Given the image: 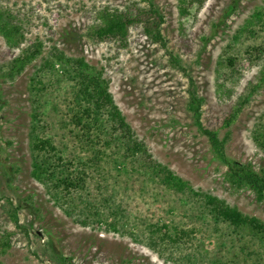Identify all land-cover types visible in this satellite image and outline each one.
<instances>
[{
    "label": "rangeland",
    "instance_id": "1",
    "mask_svg": "<svg viewBox=\"0 0 264 264\" xmlns=\"http://www.w3.org/2000/svg\"><path fill=\"white\" fill-rule=\"evenodd\" d=\"M151 1L164 16L161 30L165 46L150 40L141 26L130 28L125 43L99 42L91 36L104 8L135 11L147 5V0H0V9L20 13L25 23V38L17 48H10L0 34V238L11 235V246L0 254V264H174L134 241L130 233L148 236L145 225L150 221L185 229L194 226L185 217L188 208L179 194L166 191L156 200L154 191L145 187V195L142 177L125 192L121 183L126 175H122L112 180L119 202L126 200L123 220L128 233L83 227L65 215L46 186L33 178L31 79L54 47L68 56L83 57L104 72L116 103L156 159L193 188L212 193L264 221V202H257L250 190L235 192L225 182L227 167L213 158L207 137L199 133L188 110L185 75L194 78L204 99L205 126L217 130L221 139L229 136L228 156L250 163L256 170L264 168V151L253 140V131L264 116V83L238 120L224 127L225 118L240 98L260 84L264 55L259 57L250 49L264 46V0H206L186 19L180 13L179 0ZM231 6L235 9L228 14ZM257 11L263 13V20L255 22L252 32L235 42V35ZM38 42L44 44L42 56L22 74L10 78L12 61ZM233 55L240 58L235 69H230L227 56ZM174 58L186 73L173 65ZM231 77L236 80L230 81ZM42 100L48 104L44 119L55 128H49L45 136L55 138L56 144L65 148L66 139L57 127L62 112L52 111L54 104L61 109L64 104L49 95ZM14 211L21 229L12 218ZM107 214L105 209V220L110 222ZM209 223L207 217L195 223L201 226L194 242L196 250L206 257L218 253L235 264H264L261 242L250 237L239 239L230 231L225 249L219 250L215 229ZM241 247L254 254L242 252Z\"/></svg>",
    "mask_w": 264,
    "mask_h": 264
},
{
    "label": "trees",
    "instance_id": "2",
    "mask_svg": "<svg viewBox=\"0 0 264 264\" xmlns=\"http://www.w3.org/2000/svg\"><path fill=\"white\" fill-rule=\"evenodd\" d=\"M147 1V5L138 7L135 11L109 8L101 10L98 15L99 24L91 33L92 38L99 42L125 43L130 28L141 26L150 40L165 46L161 30L164 16L151 0ZM179 1L180 13L185 19L206 2V0ZM234 9L235 6H231L228 14ZM21 16L20 13L0 9V34L10 48L19 47L25 38V23ZM262 20L263 13L255 12L233 40L241 41L244 34L252 32L254 23ZM43 49L42 42L27 48L9 65L8 76L16 78L22 74L29 65L42 56ZM250 50L259 53V57L264 55V46L253 47ZM227 57V66L235 69L239 55ZM172 62L175 67L186 73L179 60L174 58ZM185 75L188 78V110L192 113L199 133L207 137L213 158L227 167L224 174L225 182L235 192L250 190L256 201L263 203L264 168L256 170L252 164L228 156L226 144L229 136L221 139L217 130L205 126L202 120L204 99L199 95L194 78L187 73ZM233 79L231 77L230 81ZM263 83L264 71L260 84L242 96L233 111L225 118V128L231 127L238 120ZM31 86L34 96L31 134L32 176L46 186L65 215L75 219L76 223L108 232L117 233L122 230L128 233L125 228L126 221L123 220L127 215L126 200L122 198L119 202V191L113 182L115 176L120 178L126 175L121 183L124 184L125 192L139 182L138 177H142L145 182L144 187L141 186V191L143 193L146 191L145 195L147 194L145 187H150L154 191L152 197L156 200L159 196L162 197L164 192L172 191L180 195L188 208L185 217L194 222L193 228L185 229L161 221L156 223L150 221L145 225L148 236L141 237L130 233L134 241L143 243L166 261L174 264H235L223 260L218 253L206 257L196 250L194 242L201 226L197 227L195 223H202L203 217L209 218L208 226L215 229L214 238L218 241L219 250L225 249L230 231L239 239L245 240L250 237L264 246L263 220L243 213L212 193L193 188L167 164L154 157L145 142L138 138L116 103L104 72L89 64L85 58L71 57L57 47L52 48L49 55L43 58L40 69L32 77ZM46 95L64 104L63 109L54 104L52 111L62 112L61 118L57 116L59 121L57 127L61 129L66 139L65 148L57 145L55 138L45 136L49 128L55 129L53 124L44 119L48 116L45 110L48 104L45 105L42 100ZM253 140L264 151V116L253 131ZM69 143H73L72 146ZM94 184L95 188H92ZM105 209L111 218L110 222L105 220ZM12 218L18 228H23L19 224L16 211L12 212ZM10 246L11 235L0 238V254L5 253ZM186 249L187 252L184 253ZM247 249L241 247L242 252H246ZM246 253L254 254L253 251ZM61 260L67 262L64 257H61Z\"/></svg>",
    "mask_w": 264,
    "mask_h": 264
}]
</instances>
